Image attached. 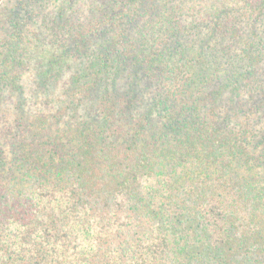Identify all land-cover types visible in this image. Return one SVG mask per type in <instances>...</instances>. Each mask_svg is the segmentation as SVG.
<instances>
[{
  "label": "trees",
  "instance_id": "obj_1",
  "mask_svg": "<svg viewBox=\"0 0 264 264\" xmlns=\"http://www.w3.org/2000/svg\"><path fill=\"white\" fill-rule=\"evenodd\" d=\"M0 29V264H264V0H6Z\"/></svg>",
  "mask_w": 264,
  "mask_h": 264
},
{
  "label": "rangeland",
  "instance_id": "obj_2",
  "mask_svg": "<svg viewBox=\"0 0 264 264\" xmlns=\"http://www.w3.org/2000/svg\"><path fill=\"white\" fill-rule=\"evenodd\" d=\"M3 1L6 2V0H0V6L4 3ZM0 32H2L1 29H0ZM30 74H31L30 79L27 81V84H28V88H27L28 96H26L27 100L23 99V101H26V110L29 111V109H30V110L34 111L35 106H37L34 103V102H36L37 97H33V95H32L35 78H34L33 72ZM62 81H65V78ZM18 103H19V101H18L17 96L7 97V99L3 98V104H2L1 112H2V114H5L6 119L9 117L10 121H12L13 114H14V112L16 113L15 107H17V106L20 107L19 106L20 103H19V105H18ZM10 112H11V115L6 114V113H10ZM1 121L4 122V119L2 117H1Z\"/></svg>",
  "mask_w": 264,
  "mask_h": 264
}]
</instances>
